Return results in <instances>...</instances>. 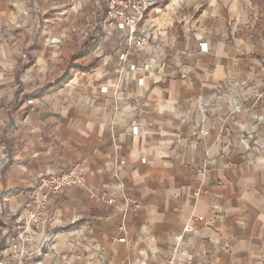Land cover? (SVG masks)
<instances>
[{"label":"crops","instance_id":"crops-1","mask_svg":"<svg viewBox=\"0 0 264 264\" xmlns=\"http://www.w3.org/2000/svg\"><path fill=\"white\" fill-rule=\"evenodd\" d=\"M79 7L50 8L47 17L33 15L25 0H0V25L20 24L0 47V157L3 149L10 155L0 169V257L10 243L8 224L22 213L39 173L82 162L90 169L86 185L50 198L49 212L65 225L44 264L64 263L51 252L84 264L79 255L94 257L95 242L103 264H166L186 223L199 232L176 264H264V151L248 156L238 127L219 113L204 136H196L195 122L202 98L221 81L249 78L247 105L264 89L261 3L163 0L148 14L159 54L152 63L149 52L133 59L145 70L143 86L136 71L119 72L115 39L97 38L84 56L67 58L79 25L100 19L103 30L102 13L90 4L79 22ZM50 36L63 43L51 45ZM123 98L133 107H118ZM257 106L264 111V97ZM117 179L140 203L125 232L122 214L90 196Z\"/></svg>","mask_w":264,"mask_h":264},{"label":"built area","instance_id":"built-area-1","mask_svg":"<svg viewBox=\"0 0 264 264\" xmlns=\"http://www.w3.org/2000/svg\"><path fill=\"white\" fill-rule=\"evenodd\" d=\"M95 5L103 14L102 28L105 39L116 38L120 41L119 72L136 71L138 84L143 86L145 70L133 60L149 52V62L155 60L161 50V43L153 40V32L148 22L151 9L158 6L163 0H85ZM15 26L12 22L0 25V47L9 42ZM62 37L50 38L51 45H60ZM249 78H230L216 84L214 89L205 95L200 104V120L196 122V136L207 134V121L212 113L221 114L224 121H231L238 127L237 136L247 146L248 156L261 155L264 151V111L259 109L257 101L264 97V89L257 92L251 105L246 104L248 99L247 88L250 86ZM30 99L28 102L32 103ZM91 102L95 98L90 99ZM118 107L132 108L133 104L127 98L120 100ZM117 107V108H118ZM137 113V111H135ZM245 117V119L243 118ZM138 133V124L132 127ZM10 155L3 149L0 157V169L8 164ZM123 162V161H122ZM114 164V163H113ZM89 167L82 162H76L63 172L49 170L39 173L38 185L24 202L21 214H13V221L8 227L11 231L10 243L6 255L0 257V264H44L43 258L54 251L56 231L65 225L64 220L57 213L48 210L50 198L60 194L64 189L71 187H84ZM200 172H202L200 170ZM197 191H200L198 189ZM90 196L98 201L112 206L122 214L121 231L126 230V219L130 213L137 214L140 203L132 197L121 179L116 182H103L100 186L90 190ZM204 221L203 216L197 217ZM205 222V221H204ZM197 226L186 223L176 234V242L172 246L171 257L166 264H176L183 253H190V236L197 235ZM125 237L118 238L125 241ZM202 241L207 240L201 235ZM95 256L80 254L84 264H103L106 256L98 242L89 244ZM64 260L63 264H71L69 255L62 252H51ZM126 264H143L137 260L127 258Z\"/></svg>","mask_w":264,"mask_h":264},{"label":"rangeland","instance_id":"rangeland-1","mask_svg":"<svg viewBox=\"0 0 264 264\" xmlns=\"http://www.w3.org/2000/svg\"><path fill=\"white\" fill-rule=\"evenodd\" d=\"M25 1H27L28 6L33 12V15H36V14L42 15V12H45L44 15H46L47 17L53 16L55 9H61L62 7L68 9L74 6L75 3L76 4L79 3L80 7H79L78 12H82L81 16L79 15L78 17L79 22H81L82 20H85L87 15H90V4H92L91 2L85 1V0H25ZM257 1L260 2L264 8V0H257ZM92 5L94 6V9H96L95 11L97 12V14H99L98 13L99 11L95 7V5L94 4ZM50 8L51 9L55 8V9L53 11H50ZM99 22H100V19H96L93 21V24H90V22L89 23L84 22L82 25H79L78 30H76V32L74 31L76 34L74 36V39L77 41V44H75V46L77 48L74 51V53H70V51L68 52V57H67L68 59L72 57L76 59L81 58L82 56H84V53H85L84 47L90 46V43L97 38L101 37L103 40L105 39L104 30H102V33H101V30L97 26ZM12 24H14L15 26L17 25V27L13 29L12 31V34H13V32L20 27V24L15 23V22H12ZM53 37H60V36H50V38H53ZM111 39H115V41H117L116 38H109V40ZM119 45H120V41L118 40L117 44H115V47L118 48Z\"/></svg>","mask_w":264,"mask_h":264}]
</instances>
